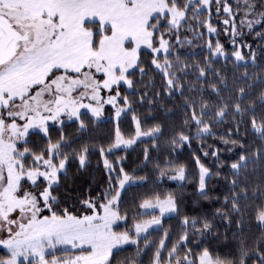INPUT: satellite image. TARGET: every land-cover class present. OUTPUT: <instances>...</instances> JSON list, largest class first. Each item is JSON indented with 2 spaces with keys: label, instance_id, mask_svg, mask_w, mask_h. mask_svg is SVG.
<instances>
[{
  "label": "snow or ice",
  "instance_id": "obj_1",
  "mask_svg": "<svg viewBox=\"0 0 264 264\" xmlns=\"http://www.w3.org/2000/svg\"><path fill=\"white\" fill-rule=\"evenodd\" d=\"M212 2L0 0V247L6 250L0 255V264H114L118 254L114 249L131 243L137 246L136 255L139 256L138 238L151 247L148 237L140 234L146 233L151 225H159L160 217L165 213L178 211L171 195L164 199L159 196L154 200L146 198L139 207L153 212L158 209L159 215L136 222L134 233L119 231L118 222L127 220V214L120 211L122 192L126 184L143 177L129 175L120 167L113 179L111 173L115 169L107 159L104 165L110 173L109 189L101 198L81 201L84 207L79 213L61 208L60 197L55 194L60 185V174L67 171L69 153L64 149L71 147L64 132L65 121L77 124L83 134L88 127L84 117L91 113L89 120L98 119L105 105L115 110L117 118L126 111L131 112L134 137L124 139L117 127L115 143L110 145L109 151L120 145L128 147L136 143L138 137L149 138L155 146L163 136L159 122L142 127V121L132 107L134 101L130 99L136 95L134 77L139 74L142 83L147 75L142 60L145 49L150 50L151 65L166 81L163 90L168 98L178 95L182 99L183 124L189 130L195 128L197 138L216 135L212 128L232 118L235 136L229 128L227 137L220 139L225 145L233 146L226 151L233 152L236 146L238 150L228 165L231 178L225 177L229 194L223 197V209L217 208L216 213L227 222L226 227L235 222L243 231V220L233 221V216L242 217V204L249 200L248 181L258 170H264V111L258 118L256 103L250 99L254 84L249 81L253 76L248 73L249 63L253 68L258 67L257 53L251 45H244L249 49L247 53L241 51L239 45L234 47L231 56L235 58L237 68H244L243 76L238 79L246 87L234 85L226 98L222 95L223 90L228 89L226 77L214 67V58L224 56L227 60L229 57L219 41L215 45L209 41L204 64L193 66L198 75L187 85L188 92L192 93L189 96L185 94L186 85L181 83L191 74L187 71L189 65L181 62L179 55L175 62L170 59L171 45L164 34V31H175L180 42L179 29L187 22L189 13L191 19L197 21V24L189 25V30L206 26L209 33L215 32L210 18L201 19ZM215 3L217 13L222 7L229 17H233V34H238L232 6L227 0H215ZM242 7L241 28H247L264 40V0H242ZM240 8L238 2L237 9ZM223 23L227 25L230 20L225 19ZM257 25L262 31H256ZM233 44H236L235 39ZM261 54L264 55V50ZM210 76L214 79H209ZM205 83L216 97L215 101L204 97ZM255 83L264 85V79H256ZM122 89L126 94H122ZM197 91L199 98L195 95ZM159 95L157 92L156 96ZM257 99L264 110V89ZM145 102L154 103L147 98V92L140 94L139 103ZM82 109L86 111L82 112ZM245 116H248L247 120ZM242 124L245 125L243 131ZM52 126L59 132L55 142L51 137ZM30 130L42 134L46 147L38 150L30 144ZM249 131L259 141L255 148L247 139ZM191 139L189 134L180 131L171 143L182 146ZM99 152L103 156L105 149L101 147ZM88 154V144L84 143L78 150L73 149L71 158L78 159L79 166L84 168ZM211 155L219 161L216 151ZM196 163L199 165L198 191L207 200L206 181L211 179L212 173L199 158ZM160 175L163 177L165 171L161 170ZM215 175L221 173L217 171ZM169 178L184 181L185 167H175ZM258 181L252 192L264 196V171L259 172ZM256 220L264 227V206L257 209ZM182 223L185 230L171 248L167 247L164 238L160 239L151 264H264L261 241H257L252 256L243 242L237 258L213 255L208 247L195 254L189 248L181 256L179 249L188 242L189 224L200 236L211 235L215 227L207 218L198 226L195 218L190 222L189 217L184 216ZM164 251H167V259ZM129 264H142V261L133 257L129 258Z\"/></svg>",
  "mask_w": 264,
  "mask_h": 264
},
{
  "label": "trees",
  "instance_id": "obj_2",
  "mask_svg": "<svg viewBox=\"0 0 264 264\" xmlns=\"http://www.w3.org/2000/svg\"><path fill=\"white\" fill-rule=\"evenodd\" d=\"M227 2L232 6L236 22V32L238 34L235 36L230 34V29L226 33V26L223 21L229 18L225 15L222 7L219 13L216 12L217 5L215 0L211 3L210 9H205L204 14L201 16L202 20L210 18V23L216 29L213 34L209 33L206 26L196 27L194 31L189 30V25L197 24V21L191 19V13H189L187 22L179 29L180 42L177 41L175 31L168 32L163 29L162 31H164L165 39H168L171 45L172 56L170 59L175 62L176 55H179L181 62L189 65L187 71L191 74L181 81L182 84L186 85L185 94L189 96L192 93L188 92L187 85L194 81L198 75L193 66L204 64L205 57L208 54L207 46L209 41L213 45L219 41L225 50V54L229 57L227 60L224 56L214 58V67L226 77L228 89H224L222 92V95L226 98L229 95V90L234 85L246 87V84L241 83L238 79L243 76L244 68H237L235 58L231 56V53L237 45L241 47V51L247 53L249 49L244 45H251L252 49L257 53L256 63L258 67L253 68L251 63H249L248 73L253 76V80L249 81V83L254 84L250 99L256 103V112L259 118L264 110L259 107L257 97L259 92L264 89V85L255 83V80L264 79V55L261 54V50H264V40L257 37L254 32L241 28V16L237 13V6L234 5L232 0H227ZM256 31H262V29L257 25ZM234 39L236 41L235 45L233 44ZM142 60L147 75L144 76L142 83L140 82L139 74L134 77L137 83L134 89L136 95L130 96V99L134 101L132 107L142 121V127L146 128L154 122L161 123L163 136L156 142L155 146L150 139H145L136 142L132 148L118 150L111 148V151H109L110 145L115 143L117 127H119L124 139L134 137L135 127L131 112L122 113L117 122L113 121V114L109 107L105 109V116L100 120H89L88 115L84 117L88 127L83 134L78 130L77 124L65 121L64 132L71 147L64 149L65 152L69 153L67 171L60 174V185L55 193L60 197V207H67L69 210L79 213V210L84 207L81 201L98 199L103 196L105 191L109 189L110 173L104 165V160L107 159L111 167L115 169L111 173L113 179L119 173L120 167H123L129 175L143 177L142 180L137 179L133 184L127 186L122 192L120 211L127 214V220L118 223L119 231L127 230L133 233L132 230L136 222L149 220L152 215H159L158 213L141 215L139 204L146 198L154 200L155 197L159 196L164 199L171 195L175 198L178 206V211L173 216L161 219L160 227L145 235L148 237V244L151 247L146 246L144 240L139 238V247L141 249L139 256L136 255V245L125 246L114 252L118 253L115 255L114 264H129V258L133 257L138 262L142 261V264H151L155 247L158 246L160 239H165V244L168 248H171V245L179 240L180 235L185 230L182 223L184 216H188L190 222L195 218L198 221V226L199 223H202L207 218L212 221L215 227L211 235L200 236L189 224L187 228L188 242L184 248L179 249L181 256L189 248L195 254L203 247H208L213 255L237 258L241 242H243L244 247L249 249V255H254L253 250L257 246V241H261L262 245H264V227L256 220L257 209L260 206H264V196H261L259 192L254 195L252 188L259 182V172L264 170H258V173L252 175L248 181L250 184L249 200L242 204V217L233 216V221L236 219L243 220V231L241 232L235 222L226 227L227 222L220 219L216 209H223V197L229 194V183L225 177L231 178V171L228 165L230 160L235 158V152L238 150V146H236L233 152L226 151L227 148H233V146L231 144L225 145L220 139L221 136L227 137L229 128L233 129L232 135L235 136V125L232 118L229 117L224 123L217 124L212 128V132L216 135L197 138L195 128L189 130L183 124L182 99L178 95L169 99L164 92L166 81L162 73L151 65L150 52L143 50ZM178 75L183 76V73H178ZM209 79H214V77L210 76ZM220 87L223 86L221 85ZM197 88H199V85H197ZM204 89V97L210 99V101H215L216 97L206 83L204 84ZM144 92H147L148 99L154 101L152 105L147 102L144 104L139 103L140 94ZM157 92L160 93L159 97L156 96ZM122 94H126L123 89ZM195 95L199 98L200 93L197 91ZM232 95L234 96L235 92ZM153 117H155V121ZM245 119L247 120L248 116H245ZM244 127L245 125L242 124L241 131L244 130ZM180 131L189 134L192 139L190 143L185 142L182 146H174L171 140ZM30 133L31 145L36 146L38 150L46 147L42 134L38 132ZM51 137L53 142L59 138L56 126H52ZM247 139L253 148L259 144V141L255 139L250 131ZM84 143L88 144L89 154L86 167L81 168L78 159L71 158V153L73 149L78 150ZM101 147L105 149L103 156L99 152ZM145 149L148 151L147 159L145 158ZM213 151L217 152L219 161L211 155ZM205 152L208 155H205ZM197 158L212 173L211 179L206 181V191L209 196L207 200L200 196L198 191L199 165L196 163ZM180 165L185 167L186 179L184 181L170 179L169 177L173 175V169ZM161 170L165 171L163 177L160 175ZM217 171L221 173L220 176L215 175ZM165 232H167L166 238ZM5 252L0 247V255H4ZM163 255L167 259V251H164Z\"/></svg>",
  "mask_w": 264,
  "mask_h": 264
},
{
  "label": "rangeland",
  "instance_id": "obj_3",
  "mask_svg": "<svg viewBox=\"0 0 264 264\" xmlns=\"http://www.w3.org/2000/svg\"><path fill=\"white\" fill-rule=\"evenodd\" d=\"M233 1V3H234V5H236L237 6V4H238V2L241 4V8H240V10H238L237 11V13H239L240 14V16H242V12H243V7H242V0H232ZM225 15L229 18V20H230V23L229 24H225V26H226V33H228V29H230V34L231 35H233V30H232V27H231V20L233 19L232 17H229V15L227 14V13H225ZM247 29V28H246ZM248 30V29H247ZM211 34H213V33H211ZM143 51V50H142ZM144 51H148V52H150V50H148V49H145ZM85 103H87V101H85ZM107 107H109L110 108V110L112 111V119H113V121L114 122H117L118 121V119L122 116V114H121V116L119 117V118H117L116 116H115V110L110 106V105H105L104 106V111L102 112V114H101V116L98 118V119H96V120H100V119H102L104 116H105V109L107 108ZM82 112H84V111H86V110H84V109H82L81 110ZM88 115L89 116H91V113H88ZM50 123V125H51V123L52 122H49ZM134 127H135V124H134ZM30 132H32L31 130H30ZM145 139H149V138H147V137H138V138H136V142H138V141H140V140H145ZM135 144V143H134ZM134 144H132V145H129L128 147H125V146H123V145H120L119 147H114L113 148V150H118V149H129V148H132L133 146H134ZM42 179V178H41ZM180 181V180H179ZM133 184V183H132ZM131 185V184H130ZM127 186H129V185H127L126 184V186H125V188L127 187ZM141 212L142 213H158L159 214V211H158V209L157 210H155V212H153V210L152 209H141ZM174 213L175 212H171V213H165L163 216H161L160 217V221H161V219H163V218H167V217H171V216H173L174 215ZM122 221H119L118 223H121ZM260 224V223H259ZM160 227V224L159 225H151L150 227H149V229H148V231L146 232V233H141L140 234V236L141 237H144L145 235H147L150 231H152V230H156V229H158ZM132 232L134 233L135 232V229L133 228V230H132ZM139 239V238H138ZM129 245H132L131 243H129V244H126V245H122V246H120V248L119 249H114V252H116V251H118V250H120L121 248H123V247H125V246H129ZM6 251V250H5Z\"/></svg>",
  "mask_w": 264,
  "mask_h": 264
}]
</instances>
